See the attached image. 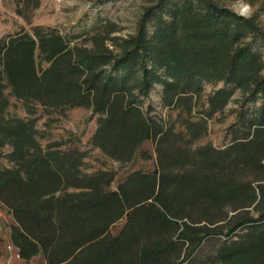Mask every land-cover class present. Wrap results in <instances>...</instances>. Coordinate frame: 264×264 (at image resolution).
<instances>
[{"label": "trees", "instance_id": "obj_1", "mask_svg": "<svg viewBox=\"0 0 264 264\" xmlns=\"http://www.w3.org/2000/svg\"><path fill=\"white\" fill-rule=\"evenodd\" d=\"M141 1L125 36L99 21L83 35L33 25L0 38V148H9L10 164L0 167V204L13 219L9 240L24 264L36 255L43 264H204L207 244L210 264H264V29L217 0ZM157 86L179 127L145 103ZM6 89L29 115L34 104L91 108L92 147L125 163L149 140L154 168L111 188L112 171H83L85 151L42 146L35 117L9 115ZM236 90L228 141L196 144Z\"/></svg>", "mask_w": 264, "mask_h": 264}, {"label": "rangeland", "instance_id": "obj_2", "mask_svg": "<svg viewBox=\"0 0 264 264\" xmlns=\"http://www.w3.org/2000/svg\"><path fill=\"white\" fill-rule=\"evenodd\" d=\"M236 13L243 12L245 17L255 15L257 21L264 29V0H217ZM143 1L141 0H114L102 2L100 0H0V38L6 34L20 30L30 32L31 26H52L66 36L83 35L88 32L96 22H114L119 28L118 35H128L134 32L137 20L141 14ZM78 37L73 42H82ZM264 73V68L262 70ZM222 86L219 82L215 85L206 84L203 90V98L213 89ZM9 99L8 114L12 116L36 118L35 127L38 130V141L42 146L55 144L60 148L74 145L85 151L82 169L91 173L97 170H109L114 173V181L111 188L129 172L134 170L148 171L155 165V154L151 141H145L136 152L130 162H119L105 156L98 148L89 144V138L96 126V116L92 115L91 108L74 107L64 113L45 110L41 105L34 104V113L29 115L20 100H17L5 91ZM241 102V92L236 90L230 101L219 113H216L208 121V131L196 144L212 143L214 146H222L228 141L227 128L235 121L236 111ZM153 107L152 113H158L166 121L178 123V111L163 108L159 98V86H157L146 99ZM9 150L8 147L0 148V167L9 166V162L3 156ZM140 150L148 151L149 159H142ZM123 220L117 222L111 228L112 233H117ZM13 219L9 211L0 204V248L2 252L0 264H24L22 259H15L5 248L9 240L10 225ZM210 244L204 246L199 256L204 264H210L204 260L211 252ZM28 264H43L40 255L34 256Z\"/></svg>", "mask_w": 264, "mask_h": 264}, {"label": "built area", "instance_id": "obj_3", "mask_svg": "<svg viewBox=\"0 0 264 264\" xmlns=\"http://www.w3.org/2000/svg\"><path fill=\"white\" fill-rule=\"evenodd\" d=\"M6 250L11 253V256L14 257L15 259H21L18 253V250L16 247L11 243L8 242L5 246Z\"/></svg>", "mask_w": 264, "mask_h": 264}, {"label": "water", "instance_id": "obj_4", "mask_svg": "<svg viewBox=\"0 0 264 264\" xmlns=\"http://www.w3.org/2000/svg\"><path fill=\"white\" fill-rule=\"evenodd\" d=\"M238 14H239V15H242V16L244 15V13H243V12H240V13H238Z\"/></svg>", "mask_w": 264, "mask_h": 264}]
</instances>
